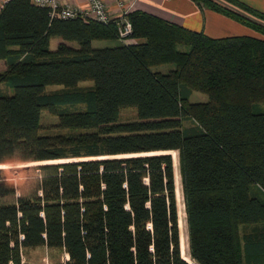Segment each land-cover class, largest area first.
Here are the masks:
<instances>
[{
  "label": "trees",
  "instance_id": "16d2710c",
  "mask_svg": "<svg viewBox=\"0 0 264 264\" xmlns=\"http://www.w3.org/2000/svg\"><path fill=\"white\" fill-rule=\"evenodd\" d=\"M192 1L259 34L210 37L139 9L104 23L0 5V163L64 160L37 166L29 192L0 168V264L35 246L63 248L53 264H264V13ZM122 18L132 42L118 41ZM123 107L136 118L119 120ZM44 110L68 131H42Z\"/></svg>",
  "mask_w": 264,
  "mask_h": 264
},
{
  "label": "crops",
  "instance_id": "0c3cea01",
  "mask_svg": "<svg viewBox=\"0 0 264 264\" xmlns=\"http://www.w3.org/2000/svg\"><path fill=\"white\" fill-rule=\"evenodd\" d=\"M240 1L264 13V0ZM61 2L81 8H85L87 5L86 0H61ZM104 2L110 12L111 18H120L126 12L139 9L190 30L203 32L210 37L258 35L248 26L222 13L208 8H200L192 0H136L132 6H128L129 0H125L126 5L124 7L118 6L116 0H104ZM231 7L234 6L231 5ZM0 65V70H3L5 64L1 60ZM44 247L47 248L46 246Z\"/></svg>",
  "mask_w": 264,
  "mask_h": 264
},
{
  "label": "rangeland",
  "instance_id": "374dc122",
  "mask_svg": "<svg viewBox=\"0 0 264 264\" xmlns=\"http://www.w3.org/2000/svg\"><path fill=\"white\" fill-rule=\"evenodd\" d=\"M2 2L3 1L0 0V5L2 4ZM256 33L259 34L258 32ZM58 41H59L58 38H52L50 41V48L53 49L55 47V44ZM116 43H117L116 40H110V39H99V40L92 41L93 47L111 46ZM168 66L169 65H161L159 66V68L163 70V69H166ZM91 84L92 82L88 80L78 82L79 86H88ZM58 87L60 86L59 85H49L46 87V89L53 90ZM206 99H207L206 94L199 92V91H193L189 97L190 101H205ZM135 118H136V110L134 107H123L120 110L118 119L121 121H127V120H132ZM57 122H58V119L55 115L49 113L46 110L42 112V116H41V124H42L41 130L42 131L44 132H56V131L67 132L68 131L67 129H60V128L55 127ZM172 154H173L172 156H174V163L177 168L178 155L175 152H173ZM175 155L177 156V160H175ZM63 161H64L63 159L51 160V161L50 160L49 161L48 160L46 161H21V160L14 159V160H10L4 163H0L2 165L0 166V168L4 169L3 175H7L9 178L12 177L14 182H16L17 188H19L23 192H29L35 185L36 181L40 178V171L38 168H36L37 166L41 164H45V163L63 162ZM16 169H20L18 173H16ZM8 170H12L11 174L8 173ZM177 187H178L177 188V196H178V191H180L181 189L179 169L177 170ZM17 192L19 193L18 189H17ZM180 210H182V213L184 212L183 208L181 207V204H180ZM181 219L183 218L180 217L181 238L184 235V237L187 236V239H188L187 229L185 228L184 231H182ZM184 220L186 221V216H184ZM181 246H182V243H181ZM187 253H188L187 261L192 262L189 252ZM187 253L185 254L187 255ZM19 254H20V264H53L55 262L65 263L67 261L65 259L66 255H65V250L63 248H58V249L49 248L48 249V248H45L44 246L27 247V248L20 249ZM182 255H183V249H182Z\"/></svg>",
  "mask_w": 264,
  "mask_h": 264
},
{
  "label": "built area",
  "instance_id": "2783aa9c",
  "mask_svg": "<svg viewBox=\"0 0 264 264\" xmlns=\"http://www.w3.org/2000/svg\"><path fill=\"white\" fill-rule=\"evenodd\" d=\"M34 4L49 8V15L51 18H74L80 16L85 19H94L98 22H108L111 18L110 12L104 2V0H86L87 5L85 8L71 5L68 3H62L61 0H30ZM136 0H129L128 6H132ZM117 5L124 7L125 0H116ZM121 18V17H120ZM132 26L129 20L122 18L118 22L117 35L118 41L121 43L132 42L130 37ZM22 237V235H20ZM65 259L67 260L68 254L65 252Z\"/></svg>",
  "mask_w": 264,
  "mask_h": 264
},
{
  "label": "bare ground",
  "instance_id": "6f19581e",
  "mask_svg": "<svg viewBox=\"0 0 264 264\" xmlns=\"http://www.w3.org/2000/svg\"><path fill=\"white\" fill-rule=\"evenodd\" d=\"M175 160H177V156L175 155ZM177 163V162H176ZM0 166H2V165H0ZM18 166V165H17ZM175 167H176V165H175ZM177 170H178V166H177V168H176V172H177ZM178 188V187H177ZM180 188V187H179ZM180 191H181V189H180ZM180 191H178V199H179V206H180V204H181V207L183 208V213H185V210H184V204H183V199H182V191L180 192ZM182 213V210H180V217L181 218H183V219H181V227H182V231H184V229L186 228L187 229V224H186V221L184 220V216H185V214H183ZM187 239V236L186 237H184V235L182 236V238H181V243H182V249H183V257L185 258V259H187V256H188V253L187 252H189V244H188V239ZM187 253V255L185 254V253Z\"/></svg>",
  "mask_w": 264,
  "mask_h": 264
},
{
  "label": "water",
  "instance_id": "95a60500",
  "mask_svg": "<svg viewBox=\"0 0 264 264\" xmlns=\"http://www.w3.org/2000/svg\"><path fill=\"white\" fill-rule=\"evenodd\" d=\"M169 153V152H168Z\"/></svg>",
  "mask_w": 264,
  "mask_h": 264
}]
</instances>
